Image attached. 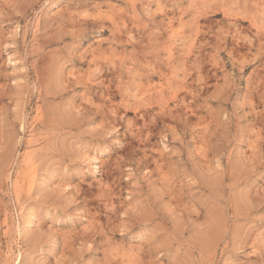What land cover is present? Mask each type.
I'll return each mask as SVG.
<instances>
[{
  "label": "rangeland",
  "instance_id": "obj_1",
  "mask_svg": "<svg viewBox=\"0 0 264 264\" xmlns=\"http://www.w3.org/2000/svg\"><path fill=\"white\" fill-rule=\"evenodd\" d=\"M0 264H264V0H0Z\"/></svg>",
  "mask_w": 264,
  "mask_h": 264
}]
</instances>
